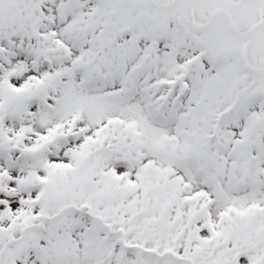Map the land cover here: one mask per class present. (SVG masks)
<instances>
[{
	"label": "snow or ice",
	"instance_id": "obj_1",
	"mask_svg": "<svg viewBox=\"0 0 264 264\" xmlns=\"http://www.w3.org/2000/svg\"><path fill=\"white\" fill-rule=\"evenodd\" d=\"M0 264H264V0H0Z\"/></svg>",
	"mask_w": 264,
	"mask_h": 264
}]
</instances>
